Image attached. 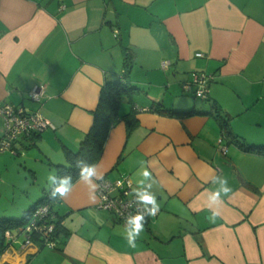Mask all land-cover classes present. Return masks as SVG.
<instances>
[{
	"label": "crops",
	"instance_id": "crops-1",
	"mask_svg": "<svg viewBox=\"0 0 264 264\" xmlns=\"http://www.w3.org/2000/svg\"><path fill=\"white\" fill-rule=\"evenodd\" d=\"M127 49L135 60L126 79L142 97L125 100L119 115L133 109L137 126L130 135L123 121L111 129L96 165L103 179L128 178L134 190L147 162L158 216L129 248L124 225L97 210L96 190L93 202L78 179L51 208L63 231L57 249L36 239L23 249L14 229L0 264H264V157L232 142L264 146V0H0V107L39 113L54 127L20 139L17 156L0 155V219L25 216L48 192L49 174L68 166L66 152L79 150L101 90L123 80ZM197 73L213 82L208 100L189 108L177 96ZM39 86L44 97L33 102L28 93ZM156 104L203 115L169 118L151 111ZM3 125L0 117V139ZM17 157L26 158L31 185L8 181ZM216 176L232 192L214 206L213 222Z\"/></svg>",
	"mask_w": 264,
	"mask_h": 264
},
{
	"label": "built area",
	"instance_id": "built-area-1",
	"mask_svg": "<svg viewBox=\"0 0 264 264\" xmlns=\"http://www.w3.org/2000/svg\"><path fill=\"white\" fill-rule=\"evenodd\" d=\"M197 58H204V55L197 54ZM163 70H167L169 63L163 62ZM213 82V77L206 73H197L189 81L182 84L183 91L193 92L195 100H205L208 96L209 88ZM45 89L43 86L34 87L28 93V98L33 102H40L44 97ZM0 117L3 119V131L0 139V154L10 152L15 155L12 148L15 142L30 133L43 132L54 127L47 122L39 113L27 114L24 109H13L10 106L0 107ZM221 153L226 154V149ZM99 187L96 189L97 210L114 217L122 225L124 218L129 213L135 214L138 210L135 205L130 206L134 199L133 184L128 178H120L115 181L103 179L97 181ZM159 213V212H158ZM147 218V221L158 216ZM56 217L51 212V205L42 204L35 208L31 213L28 222L23 227L16 229L23 237L22 247L26 249L33 245L32 239L37 238L42 249L56 250L59 238L56 234ZM5 240L12 243L15 237L9 231L4 234Z\"/></svg>",
	"mask_w": 264,
	"mask_h": 264
},
{
	"label": "trees",
	"instance_id": "trees-1",
	"mask_svg": "<svg viewBox=\"0 0 264 264\" xmlns=\"http://www.w3.org/2000/svg\"><path fill=\"white\" fill-rule=\"evenodd\" d=\"M135 55L134 53L127 49L124 52V74L123 80H119L114 83H107L103 87L100 92L99 101L96 109L91 113L93 117L92 126L85 136L84 140L81 142L79 146V150L76 153H71L69 151L66 152V160L68 162V166H57V175H71L73 183L79 179V169L77 168V160H84L89 164H97L101 159L103 149L108 138L109 132L113 129L120 121H123L126 125L127 134L130 135L131 132L136 128L137 121L135 119L134 110L131 109L130 112L121 117L119 115V109L121 104L128 100L133 92L139 91V89L133 85H131L126 77L129 75L131 68L134 65ZM182 88V86H181ZM184 94H190L193 99V92H184ZM210 93L208 94L205 100H195L206 102L209 98ZM152 112H155L159 115H163L169 118H183L190 117L194 115H203V113H199L194 109L190 111H177L172 109H166L161 104H156L151 108ZM27 112V111H26ZM29 114V112H27ZM34 114V113H33ZM221 130L223 132V136L230 135L228 127L226 125V120H223L220 116H218ZM42 132L30 133L28 136H23L20 139H25L28 137H38ZM2 137V136H1ZM225 138V137H224ZM18 139L15 142V145L20 140ZM236 146H238L244 153L252 154L255 156L264 157V146H251L243 143L240 139L233 138L232 141ZM15 151V156H17V151L15 147L12 148ZM10 153V152H9ZM1 155V154H0ZM60 199H50V189L48 192H45L44 197L37 202L27 213L26 215L19 220H4L0 219V254L6 249L4 234L7 231L16 230L19 227H23L29 220L31 213L35 210V208L42 204L51 205V208L54 204H56ZM55 216V215H54ZM56 234L57 237L63 234L59 221L56 219ZM37 241V238L34 237ZM42 248V246L40 245Z\"/></svg>",
	"mask_w": 264,
	"mask_h": 264
},
{
	"label": "clouds",
	"instance_id": "clouds-1",
	"mask_svg": "<svg viewBox=\"0 0 264 264\" xmlns=\"http://www.w3.org/2000/svg\"><path fill=\"white\" fill-rule=\"evenodd\" d=\"M145 161H140V171L137 173V187L133 190L134 199L130 202L131 205L137 207L135 214L129 213L124 218L125 239L129 248H136L137 241L144 231L147 218L157 215L160 205L156 194L152 191L154 184L157 182L152 176V173L146 167ZM77 168L79 169V181L86 184L91 190L90 199L95 201V190L99 187L96 181L103 180V174L97 170V165L89 164L84 160H77ZM47 181L50 187V199H64L69 196L73 190V180L71 175L49 174ZM212 183L217 185L214 191L208 196V207L213 209L210 216L211 221L220 215L219 211L215 210L214 206H218L223 202V197H229L232 188L229 185L228 178L225 176H216L212 179Z\"/></svg>",
	"mask_w": 264,
	"mask_h": 264
},
{
	"label": "rangeland",
	"instance_id": "rangeland-1",
	"mask_svg": "<svg viewBox=\"0 0 264 264\" xmlns=\"http://www.w3.org/2000/svg\"><path fill=\"white\" fill-rule=\"evenodd\" d=\"M139 89V91H136V92H133V94L131 95V97L128 99V100H132V102L134 101V98H137L138 95H140V93L142 92V87H137ZM181 93H179V98H182L183 99V103H188V106L189 108H192V106L194 105H198V104H201L202 102L201 101H195L193 99V97L190 95V94H184L182 92V88H181ZM179 91V92H180ZM173 94L170 93L168 95V101L172 98ZM140 97H142V95H140ZM134 104V103H133ZM14 160H16V165H11L9 167V171H8V181L9 182H17L18 184L22 185V186H28V185H31L33 183V178L32 176L30 175V172H29V168L28 170L24 167V164H26V158H23V157H17L15 158ZM31 167V164L29 163V165ZM33 168L37 169L38 170V166H33ZM46 171H47V168H45ZM39 172V171H38ZM45 174L40 172V180H44L45 179ZM50 189L49 185L46 187V190L48 191ZM8 197L10 198V193H8ZM44 197V195L39 194L37 198H35V202L36 203L38 200H41L42 198ZM33 203V204H34ZM29 208V206L26 208L25 211H27ZM14 214V215H13ZM11 215H8V216H13L11 218H22V213H20L19 215L13 213Z\"/></svg>",
	"mask_w": 264,
	"mask_h": 264
}]
</instances>
